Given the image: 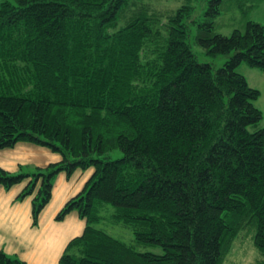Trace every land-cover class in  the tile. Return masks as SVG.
<instances>
[{
  "label": "trees",
  "instance_id": "trees-1",
  "mask_svg": "<svg viewBox=\"0 0 264 264\" xmlns=\"http://www.w3.org/2000/svg\"><path fill=\"white\" fill-rule=\"evenodd\" d=\"M14 1L0 4V149L26 141L60 159L0 167V185L25 181L17 199L32 195L36 224L55 175L92 168L55 214L85 221L56 264H222L247 227L264 264L259 90L236 71L264 68V26L216 29L227 3L257 0ZM190 40L228 57L213 68ZM119 223L132 244L105 229ZM0 264L30 263L0 250Z\"/></svg>",
  "mask_w": 264,
  "mask_h": 264
},
{
  "label": "crops",
  "instance_id": "crops-1",
  "mask_svg": "<svg viewBox=\"0 0 264 264\" xmlns=\"http://www.w3.org/2000/svg\"><path fill=\"white\" fill-rule=\"evenodd\" d=\"M60 155L49 148L26 141L0 149V167L10 172L27 164L44 167L57 162ZM92 168L76 169L70 176L61 171L53 179L49 202L39 213L37 223L32 222V195L17 199L25 181L10 188L0 185V250L16 254L30 264H56L67 240L81 233L85 221L75 211L60 220L55 214L63 203L79 192Z\"/></svg>",
  "mask_w": 264,
  "mask_h": 264
},
{
  "label": "rangeland",
  "instance_id": "rangeland-1",
  "mask_svg": "<svg viewBox=\"0 0 264 264\" xmlns=\"http://www.w3.org/2000/svg\"><path fill=\"white\" fill-rule=\"evenodd\" d=\"M2 1L4 0H0V4ZM7 1L15 4L14 0ZM246 19L260 22L264 26V0H257L251 4L250 2H246L243 8L232 7V3H227V9H222L221 15L216 19V29L222 34L229 35L235 27L240 26ZM189 42L197 59L201 62H211L213 68L220 67L228 57L227 54H219L212 57L205 54L203 49L192 40ZM236 71L245 77L249 86L259 90V96L253 103L262 113L261 125L264 127V68L252 67L243 61L236 66ZM120 155L121 152L119 150L112 152L114 158ZM36 166L34 164H27L22 167V170L17 169L12 172H33ZM107 225H110L105 228L108 233L128 244L133 243V234L128 226L120 223ZM253 232L254 229L250 230L248 227L238 232L222 264H252L256 260L261 259L262 253L253 243ZM139 249L154 252L160 251L158 246H145Z\"/></svg>",
  "mask_w": 264,
  "mask_h": 264
}]
</instances>
